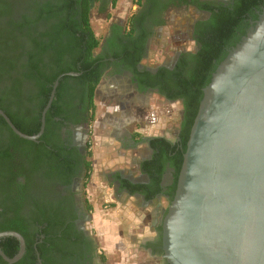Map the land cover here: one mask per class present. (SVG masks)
I'll list each match as a JSON object with an SVG mask.
<instances>
[{
  "label": "flooded vegetation",
  "instance_id": "af4514ba",
  "mask_svg": "<svg viewBox=\"0 0 264 264\" xmlns=\"http://www.w3.org/2000/svg\"><path fill=\"white\" fill-rule=\"evenodd\" d=\"M7 1L16 8H19L18 5L21 3L19 0ZM35 1L40 7L45 6L46 10L49 9L48 5H51L52 8L53 5H56L53 1L45 5L48 0ZM92 1L91 17H93V11L97 7L103 11L107 18L108 9L110 6L113 7L114 0ZM197 1L142 0V4H134V12L126 21H114L109 25L108 32L96 51V56L103 57L105 62L110 65L106 69L102 81L106 77H111L123 85L125 95H121V99H126L123 101L124 103L133 102L134 96L139 94L140 98L145 99L148 96L156 95L173 105L179 106V117L174 130L173 143L182 140L180 136L185 130L186 102L188 99L185 97L167 98L159 87L162 86L163 81L158 80V72L163 67L174 70L178 63H181L184 69L189 68L188 62L200 53L204 43L201 38L203 32L199 33L201 22L209 23L214 14H220L221 10L224 9H233L241 0ZM21 10L23 11L21 14H26L29 11V9ZM182 10L189 11L192 16V20L189 19L187 28L183 31L187 45L183 42L168 63L155 66L147 64L146 61L150 57L154 41L158 40L160 31L170 25L171 12ZM21 14L15 11V18L20 19ZM263 14L264 0H254L251 8L243 14V20L237 25L234 42L226 46L228 54L242 41ZM133 15L142 17L139 18L142 19L141 22L139 19L137 20V30L134 34L136 40L134 43L139 45L138 54L140 53L142 58L137 63L138 74L132 66H129L128 60L124 61V57L116 58V54H121V48L129 41L131 28L128 21ZM78 17L76 15L74 18L77 20ZM36 21V24L30 25L32 32L37 30V32L44 33L49 26L56 23L54 20L45 17L38 18ZM143 29H146L149 35L146 36L145 40H139L143 34ZM40 66L45 67L43 63ZM147 71L151 74H145L148 73ZM8 79L9 76L5 78L6 83H8ZM144 82L157 83L158 86H148ZM100 85L96 90L95 101L101 90ZM66 86L64 89L66 95L63 101L58 103V110L61 115H54L50 120H47L51 105L46 114L45 130L37 141H33L36 142L35 145L19 142L15 146L10 143L9 137L0 131V162L6 152L11 158L10 163L3 167L6 175L3 176L2 183L6 190L3 191L4 189L0 188V212L4 211L3 216L0 215V220L2 218H16L20 229L28 236L26 239L22 234L25 238L26 250L23 257L14 264H104L105 262V254L100 248L96 231L92 225L93 204L90 196L93 188L90 184L94 173V135L92 129L94 123L92 125L89 120L92 114L89 112L90 97L87 91H84L86 89L82 81L70 80ZM0 87L2 86L0 85ZM1 91L2 89H0V103H5ZM26 91L27 87L24 86V93ZM47 105L42 111L40 131L43 112ZM129 127H125L124 135L119 138L125 146L131 148L136 145V140L134 132ZM45 133H47V138L41 140ZM117 134L118 130L113 127L110 135L117 136ZM152 140L153 138H148L151 154H148L140 165V173L133 175L129 172L126 174L114 170L107 176V179L116 196L128 195L136 199L141 204L142 209H145L142 204H160L155 206L157 213L154 217L147 213L150 220L154 222L155 231L154 236L149 238L143 247L149 254L150 261H154L156 264H169L164 256L162 229L163 219L170 205L169 192L174 185L176 168L167 165V170L160 172L162 191L153 199L148 200L146 193H148V187H152V180L150 174L143 169V163L154 156L155 149L152 147ZM159 146L161 147V145ZM20 250L21 243L19 252ZM26 253L30 255L27 259H25ZM3 261L9 264L4 258ZM143 262L147 264V260H143Z\"/></svg>",
  "mask_w": 264,
  "mask_h": 264
},
{
  "label": "water",
  "instance_id": "95a60500",
  "mask_svg": "<svg viewBox=\"0 0 264 264\" xmlns=\"http://www.w3.org/2000/svg\"><path fill=\"white\" fill-rule=\"evenodd\" d=\"M55 82L43 112L37 141L61 79ZM163 250L169 264H264V14L217 67L192 127L174 199L163 219ZM9 258L14 264L26 250Z\"/></svg>",
  "mask_w": 264,
  "mask_h": 264
},
{
  "label": "trees",
  "instance_id": "16d2710c",
  "mask_svg": "<svg viewBox=\"0 0 264 264\" xmlns=\"http://www.w3.org/2000/svg\"><path fill=\"white\" fill-rule=\"evenodd\" d=\"M19 1H21L18 5L20 9L11 5L7 0H0V85L2 86L0 89H2L1 95L5 102L0 103V108L6 112L20 131L34 135L40 131L42 111L50 99L55 81L63 74L77 72L80 75L76 77L65 75L61 79L56 98L47 114V120L54 115H61L58 103L63 101L66 95L64 93L66 84L70 80H77L84 83L86 89L84 91H87L90 97L89 112L92 114L89 120L93 125L97 111L96 90L105 76L106 69L110 66L103 57L96 56L102 39L92 25L93 1L48 0L45 5L52 1L56 3L53 8L48 5V10L45 6L40 7L35 0ZM253 1L241 0L233 9H224L220 14H214L209 23L201 22L199 33L203 32L201 38L204 43L200 53L188 62L189 68L184 69L182 64L178 63L174 70L167 67L159 70L158 80L163 81L162 86H159L161 92L167 98L185 97L188 100L185 130L180 136L181 142L173 143L167 138H156L151 142L155 149L154 156L143 163V169L150 174L152 180V187H148V193H146L148 200L153 199L162 191L160 172L167 170L169 165L176 168L174 185L169 192L170 203L174 199L184 154L204 97V88L211 82L217 67L228 56L226 46L234 42L237 25L243 20V14L251 8ZM135 2L142 4V0H135ZM21 9H29V11L21 14L23 12ZM15 11L21 14L20 19L15 18ZM76 15L79 16L77 20L74 18ZM44 17L56 23L49 26L44 33L37 32V30L32 32L30 25L36 24L38 18ZM139 18L142 17L136 15L130 17L128 21L131 28L129 41L121 48L122 53L116 54V58L124 57V61L128 60L129 66H132L137 74L139 73L137 63L142 59L141 54H138L139 45L134 43ZM139 21L141 22L142 19ZM148 35L149 32L143 29L139 40H145ZM42 63L45 67L40 66ZM147 72L145 74H151ZM8 76V83H6L5 78ZM144 83L148 86H158L157 83ZM24 86L27 87L25 93ZM0 131L6 134L10 143L15 146L19 142L36 144V142L19 137L1 115ZM46 135L47 133L41 140H45ZM10 161L11 158L7 152L4 153L0 162L1 189L5 187L2 183L3 176L6 175L3 167ZM5 190L6 188L3 191ZM3 214L4 211H1L0 215L3 216ZM3 231H17L28 239L26 233L20 229L16 218H2L0 232ZM0 247L9 257H14L19 252L20 241L11 236L0 238ZM26 254L25 259L30 257L29 253ZM4 262L0 255V264H6Z\"/></svg>",
  "mask_w": 264,
  "mask_h": 264
},
{
  "label": "rangeland",
  "instance_id": "374dc122",
  "mask_svg": "<svg viewBox=\"0 0 264 264\" xmlns=\"http://www.w3.org/2000/svg\"><path fill=\"white\" fill-rule=\"evenodd\" d=\"M134 4H136L134 0H114L113 7L110 6L108 9L109 15L107 18L103 11H100V9L96 7L93 11L92 25L97 35L103 39L112 22L126 21L134 12ZM190 18L192 20L191 13L186 10L171 12L169 20L170 25L163 28L160 31L158 40L154 41L155 43L152 45L150 57L146 61L147 64L155 66L170 61L175 51L185 42L186 36L183 34V31L186 30ZM185 43L187 45V41ZM102 82L103 89L100 88L101 90L97 96L96 119L92 127L94 135L93 160L96 164L92 175V183L90 184L93 188L92 195L90 196L93 204L92 225L96 231L100 248L105 254L104 264H134L133 261L135 262V260H137L136 263L139 264H144L143 260H147V263L154 262L150 261L151 258L145 248L142 247L143 244L139 245V240L135 238L136 236L132 232V229L134 230V223L144 225L150 221V216L146 213L144 218H139L136 221L134 217L132 219L126 216L128 227L123 226V223L120 222V216L117 214V205L113 202L111 203L110 200V197L114 196L112 188H106V193L108 191V194L104 193L105 189H103L102 181L100 180V167L97 168V159H99V151L103 152L104 150L103 140L101 141L100 138L101 134L104 135L105 133V128L103 130L100 119H103L104 125L109 129L110 127L107 126L108 124H112V126L117 124L114 118L111 119L112 123L106 121L109 117L108 113H110V109L114 110L117 106H119V108L130 106L129 103L123 102L126 99H121V95L124 94L123 90H125L123 85L117 83L111 77H106ZM121 91L123 93H120ZM157 97L156 95H151V105L158 106V100L154 99ZM153 102L157 103L152 104ZM166 110L169 111L171 114L170 116L173 118L171 122L176 125L179 117V106L170 105ZM139 210L141 211L142 209L139 207ZM141 212L144 211L142 210ZM104 238L106 241H104ZM130 248L132 249L131 251L129 250Z\"/></svg>",
  "mask_w": 264,
  "mask_h": 264
},
{
  "label": "crops",
  "instance_id": "0c3cea01",
  "mask_svg": "<svg viewBox=\"0 0 264 264\" xmlns=\"http://www.w3.org/2000/svg\"><path fill=\"white\" fill-rule=\"evenodd\" d=\"M100 88L103 89V82L101 83ZM139 96V94H136L133 102H126L130 104V106L128 105L129 107L127 106L128 108H118V106L117 108H114V110L110 109V113H108L109 117L106 121L112 123L111 119L114 118L117 124L114 126L108 124L107 126L110 127L109 129L104 125L103 119H100L103 130L105 128V133L104 135L101 134L100 138L101 141L103 140L104 150L103 152L99 151L98 153L99 159H97V168L100 167L99 174L103 189H105L104 193H106V188L108 189L110 187L111 189L107 176L112 171H121L126 174L129 172L133 175L140 173V165L145 160V157L148 154H151L150 146H148V138L154 139L156 137L165 136L168 139H174L173 135L177 124L175 125L171 122L173 118L166 109H168L170 105H176L171 104L161 97L154 98L158 100V106L151 105V96H148L146 99L140 98ZM155 103L153 102L152 104ZM130 125L131 127H129ZM127 126L132 132H134L136 140V145L131 148L125 146L119 138L124 135L125 127ZM113 127L118 130L117 136L110 135L113 131ZM95 165L96 164L94 163V167ZM106 194H108V191ZM113 195L114 196L110 197L111 203L113 202L117 205V214L120 216V222L123 223V226L125 227H128L126 216L132 219L134 217L135 221L139 218H144L146 213L151 214L154 217L157 213L155 206L160 205L146 203V205L142 204L145 207V209H142V207H140L141 204L128 195H121L118 197L115 195L114 191ZM139 207L144 212H141L142 210L140 211ZM153 223L152 220L144 225L134 223V230L132 229V232L135 234V238L139 240V245L144 244L149 238L154 236L155 227ZM104 241H106L105 238ZM129 250L131 251L132 249L130 248ZM136 262L137 260H135V262L133 261L134 264H139ZM147 264H155V262H148Z\"/></svg>",
  "mask_w": 264,
  "mask_h": 264
}]
</instances>
